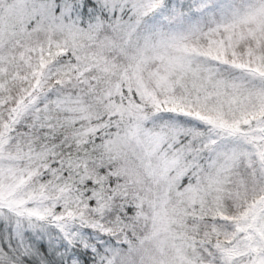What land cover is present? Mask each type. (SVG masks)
Listing matches in <instances>:
<instances>
[{
    "label": "snow or ice",
    "instance_id": "1",
    "mask_svg": "<svg viewBox=\"0 0 264 264\" xmlns=\"http://www.w3.org/2000/svg\"><path fill=\"white\" fill-rule=\"evenodd\" d=\"M0 264H264V0H0Z\"/></svg>",
    "mask_w": 264,
    "mask_h": 264
}]
</instances>
